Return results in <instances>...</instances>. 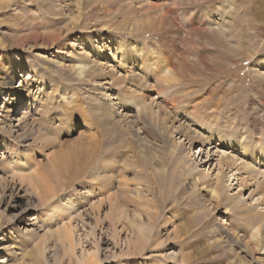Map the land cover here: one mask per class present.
<instances>
[{"label":"rangeland","instance_id":"1","mask_svg":"<svg viewBox=\"0 0 264 264\" xmlns=\"http://www.w3.org/2000/svg\"><path fill=\"white\" fill-rule=\"evenodd\" d=\"M50 1L53 8L46 10L41 3ZM149 2L159 14L160 4L179 8L155 29H164L163 37L185 53L183 63L192 77L197 75V88H207L201 93L233 108L226 107L221 120L236 116L234 130H214L210 137L185 118L163 126L158 119L163 92L154 89L153 78L129 72L120 53L112 57L116 45L143 44L142 32L128 34L123 27L135 13L136 20L155 19L157 10ZM42 20L55 21L40 32H55L56 43L38 39L35 46H7L6 36L21 37L27 25ZM71 54L76 58L68 61ZM80 57L100 74L95 80L75 76L71 63ZM10 77L13 90L23 92L7 125L10 134L0 132V264H264V245L250 239L257 228L253 223L264 216V0H0V119L11 94ZM133 90L150 96L144 120L130 102L119 100ZM105 107L113 110L108 118ZM230 121H224L226 127ZM177 128L191 133V146ZM239 130L245 136L241 142ZM109 135L115 139L110 146L103 142V149H112L114 168L100 170L110 159L99 143ZM94 146L98 155L82 173V150ZM251 150L255 170L236 169L243 161L255 162ZM97 176L108 182L97 184ZM169 181L184 194L170 204L166 196V208L149 221L144 210L152 204L150 193L158 200V184L166 183L169 194ZM216 184L222 188L220 206L207 192ZM141 195H147V205ZM226 198L238 201L239 209L226 210ZM133 220L144 228L152 223L146 236ZM59 230L69 235L65 252L57 241Z\"/></svg>","mask_w":264,"mask_h":264},{"label":"bare ground","instance_id":"2","mask_svg":"<svg viewBox=\"0 0 264 264\" xmlns=\"http://www.w3.org/2000/svg\"><path fill=\"white\" fill-rule=\"evenodd\" d=\"M79 3H78V5H79ZM153 3L154 2H149L148 7L150 9H152L153 11H156L157 6H155ZM41 4H42V6L44 5L46 10H48L51 7V5L53 6V2H51V1L46 2V3L43 2ZM158 6L160 7L162 14H159V12H158L159 9H158L155 13L156 14L155 19H150L147 23H146L147 20H143V19L136 20V18H137L136 14L137 13H135L133 16H127L126 25L123 28L127 29L128 34L136 33L137 35H139V33L142 32L143 33L142 37H141L142 39L139 41H143V44L140 45L138 43V46H137V45H135L136 44L135 43L134 45L131 46V49L127 48V47H125L124 49H121V47L116 45L114 47L115 53L112 54V57H115V54L120 53L121 60H122V62L124 61L127 64L126 66H127V69L130 70L129 72H131V70L132 71L138 70L137 71L138 74H141L144 76L148 75V76H151L153 78L154 89H156L157 92H159V91L163 92L164 107L160 110L162 112L163 118H161L160 114L158 115L159 121H160V119L163 120V123L161 122L163 126L166 127L167 122H170L173 120L178 121L179 118L180 119L185 118V120H187V122L188 121L191 122L195 127H199L200 129H206L208 134L212 133V131H214V130L219 131L220 129H221L219 131L220 134L227 132L228 130H234L235 126L237 124L236 116L232 117L233 119L229 118V117L226 118V119L231 120L230 123L228 124L229 126H227V127H226L225 122H224L226 119L224 118V120H221V116L224 115L223 112H226V110H227L226 107H228V105L226 107H224L225 105H222L223 102H221L219 100L211 101L212 100L211 95L210 96H207V95L204 96V94H206V92H208L207 88L203 87L201 90L197 88V85L195 84V83L199 82L198 79L196 78L197 75L194 74L196 77H192L193 75L191 76L192 71L190 70V66L186 63H183V61L185 60V57L181 56V55H184L185 53L179 52L178 50L176 51L174 46H173L174 44L171 45V42L169 41L168 37H165V36L163 37V34H165L164 29H162V28L155 29V27L159 24L164 25V19H163L164 15L165 16L175 15V13L177 12V9H179V8L175 7V5H173V4L168 5V3L166 4V6H163L161 4ZM79 7H81V6H79ZM51 8H53V7H51ZM53 12L58 13L59 11L57 12V10L55 9ZM182 14H185V12H183ZM188 18H190V17H188ZM57 19H60V17H58ZM57 19H55V20H57ZM42 21L43 22H38V23H35L34 25H27L26 32L24 34H22L21 37L17 36V34L15 36L14 35L6 36L5 38H7V40H8L7 46L17 44V43H18V47L20 49L23 46L22 43H30V44H32V46H35L36 41L38 39H41L43 44H45V42L47 44L56 43L55 40L60 38V37L55 32H47V33L40 32L41 29H43V30L47 29L48 30V27L50 28L49 25L51 23H53L52 25H54L55 21L50 20L51 22L49 25L44 24V23H49L48 22L49 20H42ZM78 21H79V17H78L77 21L73 23L75 25V28H77V26L79 25V24L77 25ZM190 26H192L194 28V30L197 29L195 27V25L192 23V21L190 23ZM171 27H173V26L171 25ZM104 28L108 29L107 31H110L109 26H105ZM15 31H19V29H15ZM151 32H154V34L152 35ZM172 32H175V31H172ZM81 37H83L82 39H87L83 34L81 35ZM220 40H219V42H220ZM135 41L136 40L134 38L131 39V43H134ZM101 44H103V43H101ZM4 48H6V46H4ZM75 55L76 54H71V56L68 57V61H69V58H72L71 60L75 59L76 58ZM190 55L191 54H186V57H189ZM110 57H111V55H110ZM198 60H199L200 64L204 65V62L201 59H197V63H198ZM9 61L12 64L11 68H13V64L15 61L13 59H11V57H9ZM86 63H87V61L82 57H80L78 59V61L71 63V67L75 72V76L80 77L83 74V77H86V78L98 77L100 74H98L96 72V69H93L91 67L86 68L87 67ZM22 67H23V65L20 64V70ZM123 71L126 72V75L124 78V84L126 85L128 72L126 70H123ZM95 79L96 78H94V80ZM12 81H13V79H12V77H10L9 82H8L9 88L12 87L11 86ZM128 81L129 80H127V82ZM116 82H117V80H113L112 84L114 85V84H116ZM137 85L139 86V84H137ZM130 88H131V86H129V89ZM13 89H15V88L12 87V89H7V92L10 90L12 96H15V98L11 97V94H10V96L4 101V108L6 109L5 110L6 113H4L2 115V118L0 119V132H1V134H4V133L10 134V129L9 128L7 129V125L10 123L13 115L16 113V110L14 109L15 103L17 101L16 98H19L23 92L21 90V88L15 90V91ZM202 90H203L204 94L201 93ZM135 91L136 90H133L131 92H123L121 94L119 100L121 101L122 105H127V103L130 102L131 105L134 108H136V110H137L136 114H137L138 118L140 120H144L145 115L148 112V106L146 105L145 102H146V99L148 100V98L150 96L145 90H142L139 94L134 95L133 93ZM202 98H204V99H202ZM209 98H211V99H209ZM125 100L128 101L126 104H125ZM202 101H203V103H202ZM103 110H104L105 115H107V118L112 115L113 110H111L110 107H105V108H103ZM228 110H233V108H231L229 106ZM234 115H235V113H234ZM104 119H105V117H104ZM98 122H99V120H98ZM142 122H144V121H142ZM165 127H163V128H165ZM163 128H161V129H163ZM172 128H173V126L171 127V129ZM179 128H180V126H179ZM179 128L176 129L177 130L176 134H182L183 132H185L183 135L186 137V139L188 138L189 141L191 140V142L189 143L190 144L189 146H191L194 143V140H192L194 137L191 139V137H190L191 133L189 131L183 130L182 128L179 129ZM199 134H201V133H199ZM237 134H238V138H240L238 140L240 142L243 141L242 139H244V137H245V136L243 137L244 131L239 130V132H237ZM110 137L111 138L103 139L102 142L99 143L100 149H102V151H103L101 153L105 156V158L107 156L110 159L108 163H104L105 161L101 162V164L104 163V165H101L102 168L100 167V170H104V169L110 170L114 164L113 157H109L110 153L113 152L112 149L111 150L109 149V151H104V149H103L104 143H108V146H110V143H111L110 140L115 139V138L112 139V137H115V136L111 135ZM210 137H212V135H210ZM104 138H106V137H104ZM218 138H221V137L218 136ZM162 140L164 141V139H162ZM93 145H95V144L93 143L91 146H93ZM83 148H85V147H83ZM82 151H83V155L81 156L82 162L80 161V164H81V170L83 173V171L86 172L88 170V168L91 166L94 157L98 155V150H95V146H94L92 148L86 147V149H84ZM260 151H262V150L260 149ZM104 152H106V153H104ZM247 152H249V150ZM238 153H239V151H238ZM261 153L264 156V152H261ZM250 154L252 156V159H254V161H255V159H256L255 158V151L253 152V150H251ZM256 162L257 161H255L254 163L253 162L247 163V162L243 161L242 163H240L239 167H237L236 169L247 170L249 173H252L255 170L254 165ZM233 163H234V160L232 159L230 162L226 163V167L230 168L233 165ZM124 165H125V162H124ZM113 168L114 167H112L111 170H113ZM99 176H100V174H99ZM251 176H252V174H251ZM97 178H98V176L95 179L97 180ZM106 178L107 177H105V176L99 178L98 179L99 181L97 180V184L103 182V180ZM108 179H106V182H108ZM161 185H162V187H161ZM165 185H166V183L164 185L160 184V183L158 184L159 199L157 200L155 198L158 202L156 200L154 201V197L152 198V194L148 190L150 193V197H151L149 199V201H151L152 204L151 203L150 204L152 206L149 204L147 205V198H145L147 195L146 196L144 195V197H143V195L139 196L140 198L143 197L142 199L146 200L145 202L143 201L147 205V209L145 208L146 210H144V211H146L145 214L148 215L149 221L155 219L156 214H158L157 210H163L166 208V205L168 204V203L166 204V196H168V197L170 196V198L167 197L169 204H170L172 202H174V203L178 202L179 199H181L182 195L184 194V189H179L178 191H176L171 181L167 182V187L170 190V193L167 194ZM147 188H148V186H147ZM144 189H146V187ZM207 192L211 194L212 201H214L213 203L215 206H220L222 204V200H221L222 199V197H221L222 188H221L220 184H216L215 186L211 187L210 189L207 190ZM161 200L165 201V204ZM226 200H230L228 204L227 203L224 204V207L226 210H228L227 206H229V209H230V207H234L236 209H239L238 201H234L233 199H228V198H226ZM230 203H232V206ZM117 204L119 205L118 202H117ZM177 204H179V203H177ZM141 205H142V202L135 201V206H141ZM120 206H121V204H120ZM118 208H119V206H118ZM150 208H154L156 211L155 212L153 211V213H152L149 211ZM120 211H122V210H120ZM142 212H143V210H142ZM243 214H245L246 216L251 217V218L254 217V215H252V213L249 211H247V212L245 211ZM141 220L142 219H141V215H140L139 216V222H141ZM263 220H264V216L262 214H259L258 220L253 223L254 225H257V228L252 233V236L250 237V239L252 238L253 242L257 246H260L259 248H262L264 245V235H263V233H262L263 231L261 229L262 225H263V222H262ZM131 224L133 226H135L137 228V230L142 235L146 236L147 234H145V233L147 230L150 229V226L152 223L149 222L148 226L145 228L141 227V225L136 223L135 220L131 221ZM203 224H205V223H203ZM68 238H69V235L66 231L59 230L57 232V241L61 244V246L63 248V252H65L66 240ZM69 247L71 250L70 240H69ZM37 248L39 249L40 254H43L42 244L37 243ZM35 260H37V259H35Z\"/></svg>","mask_w":264,"mask_h":264}]
</instances>
